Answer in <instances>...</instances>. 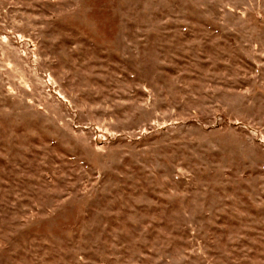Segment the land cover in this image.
Segmentation results:
<instances>
[{"label":"rangeland","instance_id":"rangeland-1","mask_svg":"<svg viewBox=\"0 0 264 264\" xmlns=\"http://www.w3.org/2000/svg\"><path fill=\"white\" fill-rule=\"evenodd\" d=\"M0 264H264V0H0Z\"/></svg>","mask_w":264,"mask_h":264}]
</instances>
